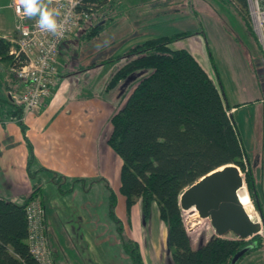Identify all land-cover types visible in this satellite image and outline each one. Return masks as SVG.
Returning a JSON list of instances; mask_svg holds the SVG:
<instances>
[{"label": "crops", "instance_id": "1", "mask_svg": "<svg viewBox=\"0 0 264 264\" xmlns=\"http://www.w3.org/2000/svg\"><path fill=\"white\" fill-rule=\"evenodd\" d=\"M9 5L8 1L5 7L11 8ZM11 10L10 17L0 13V37L5 39L12 36L15 30V12ZM201 33L202 36L194 39L195 47L186 49L194 57V51L203 55V37L206 34ZM75 41L78 40L72 35L62 45L58 57L59 73L54 78L52 93L37 111L24 113V130L17 120H7V115L3 116L0 111V197L21 203L39 184L38 198L46 208L50 247L51 244L55 247L56 264H113L110 260L112 254L104 246L108 240L111 242L112 236L101 230L109 226L106 219L109 223L114 222L110 215V190L106 183L117 196L116 217L120 220L127 218L128 221V212L124 195L120 192L123 160L109 145L110 136L104 133L103 120L109 121L114 112L122 107L127 92L122 101L113 98L116 93L111 92L114 86L109 83L114 75L111 70L116 65L102 76L99 86L94 87L96 79L90 81V75L109 62L90 64L70 56L67 51L71 50ZM65 52L71 60L67 59ZM221 56L224 63L219 69L213 67L207 58V68L201 66L217 86L221 85L232 109L264 215L263 54L258 43L248 49L244 59L229 55V51ZM9 67L8 61H0V108L4 105L5 109L13 88L17 84L22 88L20 80L16 76L17 80L12 78ZM31 153L33 162L30 169ZM98 185L105 186L108 192L97 196L94 190ZM119 206L125 209V214L119 212ZM68 209L77 217L65 215ZM153 211L160 218L156 203ZM74 218L84 225L82 229ZM65 221L73 223L72 228L64 226L62 222ZM144 221L148 220L144 218L138 200L131 210L130 227L137 230L134 238L140 243L146 227ZM61 225L70 230L64 232L69 238L70 249L61 240L63 232L57 229Z\"/></svg>", "mask_w": 264, "mask_h": 264}, {"label": "trees", "instance_id": "2", "mask_svg": "<svg viewBox=\"0 0 264 264\" xmlns=\"http://www.w3.org/2000/svg\"><path fill=\"white\" fill-rule=\"evenodd\" d=\"M91 1L98 8L107 6L103 14L118 4L121 6V0ZM224 1L234 3L248 24V0ZM103 14L82 35L84 39L91 40L102 33L107 25ZM189 34L151 38L129 49L130 60L114 73L110 86L115 87L138 70L145 73L138 78L125 106L112 116L113 130L108 143L123 160L120 192L126 196L128 215L138 200L146 220L153 205H158L159 216L168 225L169 245L176 264H232L234 255L248 243L256 242L252 250L260 248L262 236L246 240L214 235L194 248L180 205V196L187 187L228 164L245 171L252 198L258 197L249 157L236 121L228 112L231 107L221 85L217 86L189 51L170 47ZM10 47L11 43L0 37V60L14 65ZM13 109V118L24 130L23 109ZM32 162L31 153L30 169ZM106 184L110 190V215L114 222L122 223L115 215L117 196ZM40 190L36 184L33 194L21 203L0 197V264H40L26 242L25 209ZM118 233L133 263L143 264L138 244L126 238L121 226Z\"/></svg>", "mask_w": 264, "mask_h": 264}, {"label": "rangeland", "instance_id": "3", "mask_svg": "<svg viewBox=\"0 0 264 264\" xmlns=\"http://www.w3.org/2000/svg\"><path fill=\"white\" fill-rule=\"evenodd\" d=\"M8 1L11 3L12 0L0 1V13L11 15V8L5 7V5L8 4ZM97 2L100 3L99 0ZM248 2L250 8V1L248 0ZM120 5L121 6H119L118 4L117 7L108 9L106 14H103V12L107 6H101L99 10L100 14H103L104 18H102L105 22H107V25L105 26L102 33L94 37L92 40L88 41L80 37L78 41H75V43H73V45L71 46V50L67 51L68 53H70V56L76 59H81V61L86 60L90 64H100L101 62L109 60V63H107L106 66H100L98 70L94 72V74L90 75V81L96 79V82L93 85L94 87L99 86L102 76L108 74L109 70L112 69L115 65L116 67L111 70V73H115L119 68L124 67V65L131 58V56L129 57L127 55L131 46L137 45L151 38H157L165 35L171 36L177 33L189 32L190 34L188 36L182 37L172 42L171 47L174 49H191L192 47H195V37L202 36L201 32L203 31V33L206 34V39L203 37V41L205 43V47H203V55H200L199 53L194 51L195 57L197 56L196 58L201 62V65L204 68H207L205 59L207 58L210 64L213 63V67H217V69H219L224 63L221 54H226L229 51V55H234V57L236 56L237 59H244V55L247 54L248 49H251V46L253 44L258 45V40L253 28V21L250 15V10L248 9V12L246 14L244 13L246 19L248 20L247 24L239 9L234 3L230 1L121 0ZM9 17L7 19H9ZM3 28L6 29L7 27L3 26ZM67 52H65L66 57L68 60H71ZM2 60L4 61V59H1L0 61ZM261 65H264L263 61H261ZM11 72V76H13L12 78L14 80L16 79V77L19 79L18 75L15 72L10 70V73ZM144 73L145 71L138 70L134 73V79L131 78L123 80L122 82L118 83L113 89H111V92L113 94L116 93L115 95H113V98L117 97V101H122L124 95L127 94L123 99L122 107L117 109L114 114H116L125 106L129 94L137 84L138 78ZM13 90L14 92H18L21 89L17 84V86L14 87ZM5 105L6 109L4 105L0 108V111H2V115L5 116L4 114H6L7 120H16V118H13L14 116L12 114H14L15 111L13 107L18 106L14 105L10 100H7V103ZM103 122L105 124L104 133H107V135L109 134L110 136L113 130L111 119L109 121L108 119L107 121L103 120ZM240 170L242 171V174L245 178L250 201L253 204L254 208H256L255 211L257 212V215H259L258 220L262 224L261 232L256 235H261L263 240L260 248L252 250L250 253L246 254L243 258L240 259L239 264H264V223L262 219L264 218V215L260 210V207H258L257 205V203H259V198H252V193L249 190L245 171L241 168ZM99 188L100 190H96ZM96 189L94 190V193L97 196H103L104 193L108 192L105 186L98 185ZM255 192L258 195L256 185ZM32 194L33 192L29 196H31ZM38 196L39 195H37L36 198H38ZM124 198L126 201V196H124ZM121 211L125 214V209H122V207L119 206V212L121 213ZM64 214L67 216H70L72 214L77 217V215L72 213L70 209L64 212ZM101 214H103V211H101ZM190 214V212L184 211V221L191 238L192 245L194 248H197V246H199L203 242H206L212 236L217 235V233L211 223L210 218L204 217L193 221L192 217L194 215L190 217ZM130 215H128V221L127 218H125L124 220H120L122 223H109V220L106 219L107 225L109 226L101 229L105 230L107 236H112L111 242H109L108 240V243L104 246L107 251L110 252L113 256L112 258V256L110 257V255H108L113 264H134L128 252L123 248L121 237L118 233V228H120V226L123 228V232L126 235V238L138 244L143 264H176L175 260L172 257V249L169 245L168 225L165 221L157 216V212L153 211L148 221H144L146 227L144 226V233L141 243L135 240L136 238H134L135 236H137V230H134L130 227ZM46 218L47 216L45 208V232L49 236ZM74 220L78 224V227L82 229L84 225L77 218H74ZM62 223L66 227L72 228L73 226V223L67 221ZM63 225H61V227L57 229L63 232V238L61 240H63V243L65 244L64 246L69 247L70 249L71 244L68 242L69 238L64 234V232H69L70 230L63 228ZM226 236L229 238L236 237L233 233H230ZM140 246H142V248ZM51 251L53 256L56 257V251L53 244H51ZM121 253L123 254V256ZM69 260L73 262L72 258H70Z\"/></svg>", "mask_w": 264, "mask_h": 264}, {"label": "built area", "instance_id": "4", "mask_svg": "<svg viewBox=\"0 0 264 264\" xmlns=\"http://www.w3.org/2000/svg\"><path fill=\"white\" fill-rule=\"evenodd\" d=\"M249 1L253 28L264 61V5L262 0ZM38 2L41 7L58 13V15L54 13L58 25L55 33L38 27L39 14L31 18L24 16L17 0H12L9 5L16 14L15 30L12 36L6 39L11 43L10 54L14 55L16 61L14 65H10V70L18 75L22 84L21 90L13 92L11 99L16 106L23 109V115L37 111L43 100L52 93L54 78L58 75V57L65 41L72 35L75 37L83 35L100 17V8L91 0H38ZM17 7H21L20 13H17ZM228 112L231 115L232 109ZM25 209L34 256L42 264H51L50 251L43 243L46 234L44 205L41 199L34 198L26 204Z\"/></svg>", "mask_w": 264, "mask_h": 264}, {"label": "water", "instance_id": "5", "mask_svg": "<svg viewBox=\"0 0 264 264\" xmlns=\"http://www.w3.org/2000/svg\"><path fill=\"white\" fill-rule=\"evenodd\" d=\"M81 36L82 34L76 37V40ZM262 67L264 72V65ZM131 78H135L134 74L126 79ZM11 95L12 93L9 94L10 100L13 102ZM244 182L242 171L237 165L228 164L220 167L183 191L180 196L181 208L190 212V217L194 215L193 221L204 217L210 218L218 236L233 233L239 239L249 240L261 232L262 224L259 220L254 222L251 219L239 199L238 191ZM262 219L264 223V218ZM256 246V242L245 245L234 255L232 264L238 263Z\"/></svg>", "mask_w": 264, "mask_h": 264}, {"label": "clouds", "instance_id": "6", "mask_svg": "<svg viewBox=\"0 0 264 264\" xmlns=\"http://www.w3.org/2000/svg\"><path fill=\"white\" fill-rule=\"evenodd\" d=\"M17 4L22 7L24 16L31 18L39 14L38 27L56 32L58 25L54 18V13L55 15H58V13L55 10L41 7L38 0H17ZM21 7H17V13L21 12Z\"/></svg>", "mask_w": 264, "mask_h": 264}, {"label": "bare ground", "instance_id": "7", "mask_svg": "<svg viewBox=\"0 0 264 264\" xmlns=\"http://www.w3.org/2000/svg\"><path fill=\"white\" fill-rule=\"evenodd\" d=\"M100 13V12H99ZM10 50H11V47H10ZM12 55V54H11ZM14 57V55H12ZM15 60V58H14ZM16 63V61L14 62ZM15 104V103H14ZM198 182V181H197ZM238 196H239V199L242 203V205L244 206V208L246 209L247 213L249 214V216L251 217V219L254 221V222H258V217L259 215H257V212L255 211L256 208H254L253 204L251 203L250 201V196H249V193H248V190H247V187L246 186H242L239 191H238ZM26 242L28 244V247H29V250H30V253L34 256V253L32 251V246H31V238H30V232H29V227H28V236H27V239H26ZM43 243L48 246V249L50 251V256H51V260H52V263L51 264H55L54 262V258H53V255H52V252H51V247H50V242H49V236L47 234L44 235V239H43ZM35 257V256H34ZM40 264H42V262L37 258L35 257Z\"/></svg>", "mask_w": 264, "mask_h": 264}]
</instances>
